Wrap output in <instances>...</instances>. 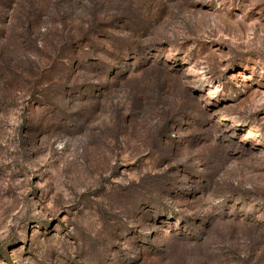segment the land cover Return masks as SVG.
Instances as JSON below:
<instances>
[{
    "label": "rangeland",
    "instance_id": "obj_1",
    "mask_svg": "<svg viewBox=\"0 0 264 264\" xmlns=\"http://www.w3.org/2000/svg\"><path fill=\"white\" fill-rule=\"evenodd\" d=\"M0 264H264V0H0Z\"/></svg>",
    "mask_w": 264,
    "mask_h": 264
}]
</instances>
